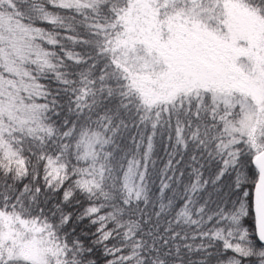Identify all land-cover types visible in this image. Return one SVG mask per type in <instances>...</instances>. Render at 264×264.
<instances>
[{
  "label": "snow or ice",
  "instance_id": "1",
  "mask_svg": "<svg viewBox=\"0 0 264 264\" xmlns=\"http://www.w3.org/2000/svg\"><path fill=\"white\" fill-rule=\"evenodd\" d=\"M0 264H264V0H0Z\"/></svg>",
  "mask_w": 264,
  "mask_h": 264
}]
</instances>
